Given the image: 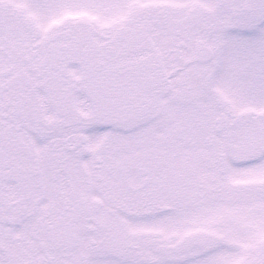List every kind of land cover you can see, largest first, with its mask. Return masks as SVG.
Returning <instances> with one entry per match:
<instances>
[{
  "label": "snow or ice",
  "instance_id": "6c2138e0",
  "mask_svg": "<svg viewBox=\"0 0 264 264\" xmlns=\"http://www.w3.org/2000/svg\"><path fill=\"white\" fill-rule=\"evenodd\" d=\"M0 264H264V0H0Z\"/></svg>",
  "mask_w": 264,
  "mask_h": 264
}]
</instances>
